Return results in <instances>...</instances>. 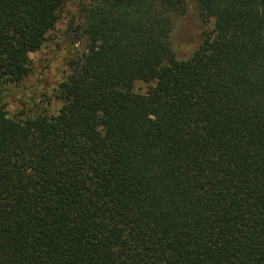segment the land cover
<instances>
[{"label":"trees","instance_id":"obj_1","mask_svg":"<svg viewBox=\"0 0 264 264\" xmlns=\"http://www.w3.org/2000/svg\"><path fill=\"white\" fill-rule=\"evenodd\" d=\"M195 1L185 60L183 0L81 2L58 108L10 117L66 0H0V264H264V0Z\"/></svg>","mask_w":264,"mask_h":264},{"label":"rangeland","instance_id":"obj_2","mask_svg":"<svg viewBox=\"0 0 264 264\" xmlns=\"http://www.w3.org/2000/svg\"><path fill=\"white\" fill-rule=\"evenodd\" d=\"M88 0H66L53 28L45 35L40 48L29 53L27 75L16 85L7 86L1 103L10 117L52 113L58 108L54 92L66 74V60L83 44L73 25L78 20V7ZM184 9L172 20L169 41L177 60L187 59L203 39L211 37L212 19L202 20L195 0H183ZM146 84L136 82L135 92Z\"/></svg>","mask_w":264,"mask_h":264}]
</instances>
